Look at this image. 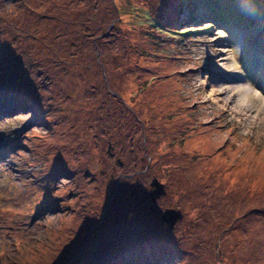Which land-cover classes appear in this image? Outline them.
<instances>
[{
	"label": "rangeland",
	"instance_id": "rangeland-1",
	"mask_svg": "<svg viewBox=\"0 0 264 264\" xmlns=\"http://www.w3.org/2000/svg\"><path fill=\"white\" fill-rule=\"evenodd\" d=\"M0 161V264H264V0H0Z\"/></svg>",
	"mask_w": 264,
	"mask_h": 264
},
{
	"label": "water",
	"instance_id": "water-1",
	"mask_svg": "<svg viewBox=\"0 0 264 264\" xmlns=\"http://www.w3.org/2000/svg\"><path fill=\"white\" fill-rule=\"evenodd\" d=\"M150 193H149V199L150 202H155L156 199H158L161 196H164L163 187L161 184L158 183L157 180L152 179V182L150 184ZM182 218V215L179 211H174L171 209H165L163 212V215L161 216V219L164 223H167L170 228L174 226L177 220H180Z\"/></svg>",
	"mask_w": 264,
	"mask_h": 264
},
{
	"label": "bare ground",
	"instance_id": "bare-ground-1",
	"mask_svg": "<svg viewBox=\"0 0 264 264\" xmlns=\"http://www.w3.org/2000/svg\"><path fill=\"white\" fill-rule=\"evenodd\" d=\"M235 85H237V86H235L234 87V92L236 93V94H238V96L239 95H241V96H246L247 94H248V90H247V87H246V85H244V83H243V79H241V78H238V82L235 84ZM238 88V89H237ZM233 92V91H232ZM25 117H20V116H16V117H14L13 119H24ZM27 119V118H26ZM13 121V120H12ZM9 122H11V121H9ZM34 123V122H33ZM36 123V122H35ZM33 127H35V126H33ZM1 164H3V161H0V165ZM10 171L8 170V173H9ZM62 174V173H61ZM57 175V174H56ZM60 176V175H59ZM64 178V177H63ZM51 182H52V184H53V186H56L57 184H58V181L56 180V178H55V176H53L52 175V177H51ZM156 203V202H155Z\"/></svg>",
	"mask_w": 264,
	"mask_h": 264
},
{
	"label": "trees",
	"instance_id": "trees-1",
	"mask_svg": "<svg viewBox=\"0 0 264 264\" xmlns=\"http://www.w3.org/2000/svg\"><path fill=\"white\" fill-rule=\"evenodd\" d=\"M142 12H143V14H144V19H149L148 18V14L147 13H149V12H147L145 9H144V11L143 10H141Z\"/></svg>",
	"mask_w": 264,
	"mask_h": 264
}]
</instances>
